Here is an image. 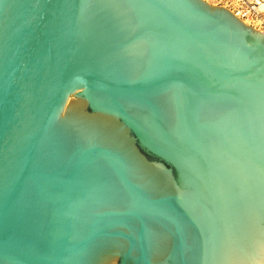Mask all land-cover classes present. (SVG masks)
Returning a JSON list of instances; mask_svg holds the SVG:
<instances>
[{"label":"water","instance_id":"95a60500","mask_svg":"<svg viewBox=\"0 0 264 264\" xmlns=\"http://www.w3.org/2000/svg\"><path fill=\"white\" fill-rule=\"evenodd\" d=\"M0 264H264V33L205 0H0Z\"/></svg>","mask_w":264,"mask_h":264},{"label":"built area","instance_id":"2783aa9c","mask_svg":"<svg viewBox=\"0 0 264 264\" xmlns=\"http://www.w3.org/2000/svg\"><path fill=\"white\" fill-rule=\"evenodd\" d=\"M229 9L244 20L251 21L250 25L264 33V0H226Z\"/></svg>","mask_w":264,"mask_h":264},{"label":"rangeland","instance_id":"374dc122","mask_svg":"<svg viewBox=\"0 0 264 264\" xmlns=\"http://www.w3.org/2000/svg\"><path fill=\"white\" fill-rule=\"evenodd\" d=\"M206 2H208L211 5H217V6H224L225 8L229 9V5H227L228 3L226 2V0H205ZM227 3V4H226ZM245 21V20H244ZM246 24L250 25L251 22L245 21ZM252 25V24H251ZM250 25V26H251Z\"/></svg>","mask_w":264,"mask_h":264},{"label":"bare ground","instance_id":"6f19581e","mask_svg":"<svg viewBox=\"0 0 264 264\" xmlns=\"http://www.w3.org/2000/svg\"><path fill=\"white\" fill-rule=\"evenodd\" d=\"M244 20L248 22L249 19L245 18ZM249 22H251V21L249 20Z\"/></svg>","mask_w":264,"mask_h":264}]
</instances>
